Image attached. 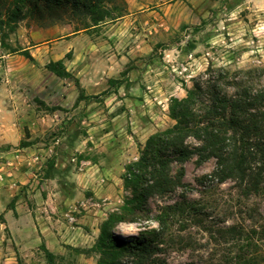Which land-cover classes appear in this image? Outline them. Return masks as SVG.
I'll return each instance as SVG.
<instances>
[{"label":"rangeland","instance_id":"obj_1","mask_svg":"<svg viewBox=\"0 0 264 264\" xmlns=\"http://www.w3.org/2000/svg\"><path fill=\"white\" fill-rule=\"evenodd\" d=\"M108 6L124 14L85 28L80 17L36 13L6 37L0 31V264H18V255L24 264H51L44 246L53 264H97L110 212L157 222L161 208L183 197L198 206L199 221L178 217L172 230L194 247L160 244L169 264L223 259L230 245L215 242L212 227L264 226V193L246 194L235 179H203L214 157L174 163L183 184L151 197L143 211L131 209L133 191L122 178L147 138L174 124L171 99L208 67L264 69V0ZM58 60L68 75L47 68ZM258 76L264 84V71Z\"/></svg>","mask_w":264,"mask_h":264},{"label":"trees","instance_id":"obj_2","mask_svg":"<svg viewBox=\"0 0 264 264\" xmlns=\"http://www.w3.org/2000/svg\"><path fill=\"white\" fill-rule=\"evenodd\" d=\"M109 3L112 0H0V31L6 37L17 29L21 20L36 13L45 18V13L53 11L61 12V19L66 15L80 17L87 28L90 22L98 25L124 14L123 8H110ZM20 52L33 59L29 49ZM47 68L59 76L69 74L63 60L50 61ZM261 71L264 69L210 66L193 79L192 87L185 88V96L171 99L169 116L174 124L152 133L140 148L139 157L125 166L122 178L133 191V211L146 210L151 197L165 195L182 185L184 171L174 174V163L184 162L197 153L200 161L216 159L215 169L203 179L219 182L235 179L246 194L264 193V84L258 76ZM79 99H85L84 93ZM200 212L192 199L183 197L156 214L158 231L129 237L116 234L113 228L120 222L135 220L124 211L110 212L100 227L97 264H169L158 255L159 245L194 247L191 239L173 231L172 226L178 217L196 224ZM185 230L183 226L181 231ZM209 232L215 242L230 245V251L220 260L187 264H264V226L247 228L233 224L212 227ZM44 249L53 264V253L45 246ZM124 256L128 257L126 262L121 261ZM18 264H24L19 255Z\"/></svg>","mask_w":264,"mask_h":264},{"label":"clouds","instance_id":"obj_3","mask_svg":"<svg viewBox=\"0 0 264 264\" xmlns=\"http://www.w3.org/2000/svg\"><path fill=\"white\" fill-rule=\"evenodd\" d=\"M159 230V224L154 220H146L143 222H120L113 228V232L124 237L139 236L141 232H150Z\"/></svg>","mask_w":264,"mask_h":264}]
</instances>
